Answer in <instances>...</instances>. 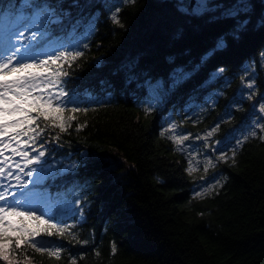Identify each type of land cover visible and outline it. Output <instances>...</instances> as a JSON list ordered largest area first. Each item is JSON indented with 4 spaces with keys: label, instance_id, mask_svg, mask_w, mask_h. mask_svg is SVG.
<instances>
[{
    "label": "trees",
    "instance_id": "16d2710c",
    "mask_svg": "<svg viewBox=\"0 0 264 264\" xmlns=\"http://www.w3.org/2000/svg\"><path fill=\"white\" fill-rule=\"evenodd\" d=\"M51 2L58 12L69 13L61 26H52L53 36L65 45L61 50L78 46L84 53L70 69L64 67L71 73L68 90L87 111H66L65 116L75 119L63 133L46 127L48 122L41 117L39 127L45 131L35 147L47 142L49 163L69 154L72 160L88 154L87 166L75 175L57 176L44 185L51 198L62 194L61 198L74 201L79 197L87 205L85 220L73 231L88 244L70 237H37L62 244V258L25 247L23 252L17 250L21 264L25 255L27 264H71V258L77 264H264V141L260 135L247 138L234 150V162L232 153L215 166L217 179L201 196L185 155L171 139L173 133L164 134L170 120L191 134L218 123L241 83L244 67L253 62L259 66L264 52V24L260 23L264 0H251L250 23L238 39L228 34L235 20L183 14L174 0ZM223 2L227 6L231 0ZM117 5L123 27L109 18ZM221 37L227 46L218 49ZM57 46L52 44L48 50ZM185 73L188 78L173 87ZM213 73L217 78L211 81ZM224 78L231 79L227 90L222 87ZM225 90L210 108L207 98ZM263 90L264 83L257 78L255 101ZM149 102L155 107L146 115ZM195 108L201 109L202 117L193 125ZM247 112L244 105L233 109L230 120L219 123L214 139L240 129L248 122ZM78 125H82L79 131ZM53 136L58 140L53 141ZM72 206L76 207L74 202ZM41 212L36 209L37 215ZM16 219L9 218L14 227Z\"/></svg>",
    "mask_w": 264,
    "mask_h": 264
},
{
    "label": "snow or ice",
    "instance_id": "6c2138e0",
    "mask_svg": "<svg viewBox=\"0 0 264 264\" xmlns=\"http://www.w3.org/2000/svg\"><path fill=\"white\" fill-rule=\"evenodd\" d=\"M134 2L135 0H124L125 4ZM177 6L178 11L183 14L197 17L212 14L210 19L213 21L235 20V26L228 34L237 39L250 23L247 17L252 10L251 0H231L227 6L223 0H196L195 7L192 8L185 4V0H178ZM119 11L117 5L109 18L113 24L123 27L118 18ZM68 15L66 11L58 12L51 0H7L6 6L4 0H0V261L4 264H21L17 258V250L23 252L25 247L49 257L62 258L65 251L62 244L43 238L36 239L37 237H70L78 244H88V240H80L73 231L78 223L85 220L83 209L87 205L79 197L74 201L61 198L62 194L51 198L44 189L46 180L68 174L75 175L80 167H86L88 154L81 153V160H72L69 154L60 161L49 163L44 150V143L47 142L40 143L39 149L35 147L45 131L39 127L41 117L48 122L46 127L59 129L63 133L72 126L71 121L75 119L74 115L65 116L66 111H87V108L76 104L72 92L68 90L67 77L71 73L64 67L67 65L70 69L84 53L78 46L61 50L65 48L64 43L59 37L53 36L52 26H61L64 17ZM260 23L264 24V20ZM79 24L80 21H77L73 25V34ZM89 27L92 28V25ZM52 44L58 46L49 51ZM226 46L225 38L221 37L216 48ZM83 47L88 48V44H83ZM260 60L261 66H264V52L260 53ZM243 71L244 76L251 78L245 83L242 76V85L253 90L256 84L255 62L246 65ZM218 72L222 74L224 69L220 68ZM187 78V73L176 78L173 87ZM216 78L217 73H213L211 81ZM221 94L217 92L214 95ZM239 95L243 98L244 94L241 92ZM253 95L254 92L250 91L247 98L251 100ZM207 99L215 104L212 96ZM231 103L236 104L235 97ZM69 105L73 106L69 108ZM154 107L155 104L149 102L148 107L144 108L145 114L151 115ZM255 110L253 106V113ZM258 111L264 117V102L260 103ZM254 126H258L260 132L264 133V122L260 119L254 121ZM80 127L82 125L77 126V131ZM176 127L173 123L170 128L164 129V134L175 132ZM218 130L219 124L207 131L202 139L207 142ZM251 135L256 136L255 130L251 131ZM58 138L53 136L52 140L56 141ZM230 138H233L231 133L218 143L227 142ZM247 138L244 136V140ZM259 138L264 141V135ZM171 139L179 150L188 137L177 134ZM197 139L201 137L198 136ZM243 142L237 140V146H241ZM217 159L226 161V153ZM232 159L234 162V150ZM209 167H215L210 159L206 162L204 171L207 172ZM188 171L191 173L194 169L189 167ZM72 187L75 189L77 185L73 182ZM205 194L200 193L201 196ZM73 202L75 208L72 206ZM37 208L42 209L40 215L36 214ZM77 212H80V216L76 215ZM45 215L49 219H45ZM10 217L17 218L18 226L12 225ZM68 219H74L76 223L69 224ZM26 222L34 224L28 226ZM115 251L116 246L113 244V255ZM28 259L25 255L24 264H27ZM71 264H77V259L71 258Z\"/></svg>",
    "mask_w": 264,
    "mask_h": 264
},
{
    "label": "rangeland",
    "instance_id": "374dc122",
    "mask_svg": "<svg viewBox=\"0 0 264 264\" xmlns=\"http://www.w3.org/2000/svg\"><path fill=\"white\" fill-rule=\"evenodd\" d=\"M112 1H113V3H115V2L119 3L122 0H112ZM174 1L178 4V0H174ZM191 2H192V5L190 6ZM195 3H196V0H185V4L189 8L195 7ZM27 35L28 34L26 33V36ZM257 70H258V72H256ZM242 76H244V71L240 75V80H241ZM254 76H255V82H256L255 88L253 90H249L248 88L244 87L242 85V83H240L239 86L236 88L234 94L229 98V102L227 104L226 109L223 110V112L221 113V115L217 119L218 123H216V125L219 124L220 122H225L227 120H230V118L232 117L231 111L233 109H238V108L242 107L243 105L246 106L247 111H248L247 114H250V116L248 117V122L246 124H244L240 129L232 131L231 134H232L233 138H230L229 141L223 142V143H218L220 141H224V138L230 133L226 134L225 136H223L220 139H214L215 136L213 135L212 137H210L208 139L207 142L204 139H202V137L205 136L206 132L210 131L212 128H210L209 130H207L205 132H198V133L191 134V133H189V131H182L176 127L175 132H172L173 135L178 134L180 136H187L188 137V139L184 141V143L181 146V149H179V151L185 155L190 167H192L194 169V171L191 172V174L196 177L195 178V181H196L195 184L197 186V189L200 192L207 191L206 188L211 184V181L217 179L215 177V174L213 173L214 172L213 170L215 169V167H209L207 172L204 171L205 166H206V162L209 159L215 164V166H217L218 163L224 162V161L218 160L217 157L226 153L227 159H228L232 155L233 150H235L239 147V146H237V140L245 141L244 136H247L248 138L253 137L251 135L252 130H255L256 136L264 135V133L260 132L258 126H254V121L257 119H260L261 122H264V117H261L260 113L258 111L260 103L264 102V93L260 95V97L258 98L257 101H255L254 100L255 98H253V97L251 100H249L247 98L250 91L255 93L256 86H257V78H259L260 82L264 83V66H261V60H260L258 68L255 67ZM250 78H251L250 76H244L245 83ZM230 81H231V79L224 78L223 83H222V87L226 88V90H227L229 88ZM226 90L223 91L221 95L214 98L215 103L217 102V100L220 96L225 95ZM241 92H243V94H244L243 98H241V96L239 95V93H241ZM263 92H264V90H263ZM152 94L154 95L155 93L153 92ZM234 97L236 100V104L231 103V101L233 100ZM152 98L155 99L154 96H152ZM246 102H247V105H246ZM208 105L210 108H213L215 106V104L213 105L212 102H209ZM253 106H255V109H256L254 113H253ZM191 117H193V119L191 120L192 121L191 124L195 125L196 120L199 117H202L201 109L195 108L191 113ZM173 123L174 122H172L171 120L168 121L167 122V128H170ZM198 136L201 137V139H197ZM25 179H27V177H25Z\"/></svg>",
    "mask_w": 264,
    "mask_h": 264
},
{
    "label": "water",
    "instance_id": "95a60500",
    "mask_svg": "<svg viewBox=\"0 0 264 264\" xmlns=\"http://www.w3.org/2000/svg\"><path fill=\"white\" fill-rule=\"evenodd\" d=\"M192 5V2L190 3V6Z\"/></svg>",
    "mask_w": 264,
    "mask_h": 264
}]
</instances>
